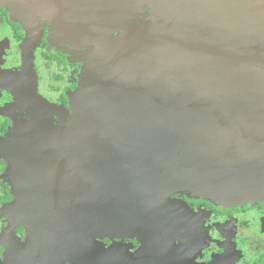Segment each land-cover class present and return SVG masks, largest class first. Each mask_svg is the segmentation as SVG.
Segmentation results:
<instances>
[{"label": "water", "instance_id": "obj_1", "mask_svg": "<svg viewBox=\"0 0 264 264\" xmlns=\"http://www.w3.org/2000/svg\"><path fill=\"white\" fill-rule=\"evenodd\" d=\"M24 2L0 0L22 17ZM61 5L91 51L63 125L42 112L25 132L59 144L15 163L26 187L43 171L40 191L17 189L31 234L62 236L87 264L91 237L120 232L123 201L151 218L183 190L224 206L264 200V0Z\"/></svg>", "mask_w": 264, "mask_h": 264}, {"label": "flooded vegetation", "instance_id": "obj_2", "mask_svg": "<svg viewBox=\"0 0 264 264\" xmlns=\"http://www.w3.org/2000/svg\"><path fill=\"white\" fill-rule=\"evenodd\" d=\"M69 32L61 0H25L23 17L0 4V264H79L62 236L33 235L8 212L17 189L44 186L40 167H32L27 188L15 163L59 145L28 135L36 115L48 113L57 126L72 112L91 48ZM17 123L23 136L13 133ZM168 198L172 204L151 218L125 201L117 205L120 232L91 237L87 264H264V200L224 206L184 190Z\"/></svg>", "mask_w": 264, "mask_h": 264}, {"label": "rangeland", "instance_id": "obj_3", "mask_svg": "<svg viewBox=\"0 0 264 264\" xmlns=\"http://www.w3.org/2000/svg\"><path fill=\"white\" fill-rule=\"evenodd\" d=\"M69 116V115H68ZM68 116H67V118H68ZM17 125H18V123L15 125V129H14V134L15 135H22L23 136V133L19 130V128L17 129ZM62 126L63 124H62V122L61 123H59L57 126ZM11 132V133H12ZM27 138V137H26ZM25 138V139H26ZM8 212H11V213H13L14 214V217H15V220H16V222L17 223H20V224H22V222H21V215H23L24 214V212H25V209H24V205H23V203L17 198V202H15L14 204H12L11 206H9V210H8ZM23 213V214H22Z\"/></svg>", "mask_w": 264, "mask_h": 264}, {"label": "bare ground", "instance_id": "obj_4", "mask_svg": "<svg viewBox=\"0 0 264 264\" xmlns=\"http://www.w3.org/2000/svg\"><path fill=\"white\" fill-rule=\"evenodd\" d=\"M81 93H82V88L76 93L75 97H73L72 99L73 104H76V103L78 104V100L80 98Z\"/></svg>", "mask_w": 264, "mask_h": 264}]
</instances>
